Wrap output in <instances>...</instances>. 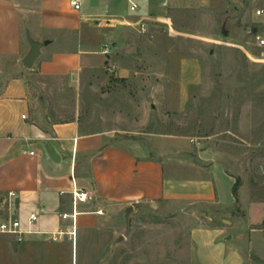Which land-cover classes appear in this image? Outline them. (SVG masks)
Instances as JSON below:
<instances>
[{"label": "rangeland", "instance_id": "rangeland-1", "mask_svg": "<svg viewBox=\"0 0 264 264\" xmlns=\"http://www.w3.org/2000/svg\"><path fill=\"white\" fill-rule=\"evenodd\" d=\"M256 9L264 0H172L168 24L151 23L146 33L116 26L111 42L120 47L96 76H31L42 120L79 117L175 158L222 162L238 181L233 209L162 199L108 207L76 241L18 248L10 240V250L4 240L0 264H199L200 240L199 255L219 264L226 250L200 226L227 229L245 264H264V15Z\"/></svg>", "mask_w": 264, "mask_h": 264}, {"label": "crops", "instance_id": "crops-1", "mask_svg": "<svg viewBox=\"0 0 264 264\" xmlns=\"http://www.w3.org/2000/svg\"><path fill=\"white\" fill-rule=\"evenodd\" d=\"M71 1L0 0V221L18 220L22 231V240L19 235L0 234V246L4 240L10 250V240L19 243L18 248L65 236L76 241L79 230L101 223L104 209L140 200L233 209L239 199L233 193L237 179L222 162H194L180 152L175 158L150 145L149 139L124 137L118 129L94 130L79 117L42 120L35 105L41 98L33 97L31 76L69 83L96 76L120 47L111 42L116 26L133 28L129 21L139 18L171 21L163 13L172 0H78L80 10ZM131 3L137 11L130 10ZM29 39L43 44L31 69L23 65L31 50ZM47 146L54 148L59 162L51 160ZM74 181L91 199L79 204L73 229L71 220L61 215L71 212ZM31 213L37 220L29 224ZM205 229L215 234L213 243L226 250L219 264H245L227 229L200 226L195 231ZM193 245L198 263L207 264L205 254L199 255L205 247L202 241Z\"/></svg>", "mask_w": 264, "mask_h": 264}, {"label": "built area", "instance_id": "built-area-1", "mask_svg": "<svg viewBox=\"0 0 264 264\" xmlns=\"http://www.w3.org/2000/svg\"><path fill=\"white\" fill-rule=\"evenodd\" d=\"M246 1V0H243ZM71 6L74 7L76 10H80L81 3L78 0H72ZM138 6L131 3L130 10L132 12L137 11ZM257 16L264 15V10L259 9L256 11ZM157 22L155 19H149V18H139L137 20H131L129 21V25L133 28H136L141 33H146L149 31L151 23ZM258 39V46L261 48H264V37L263 36H257ZM104 53H108V48L105 47ZM264 57V55L262 56ZM22 118H26V115H22ZM27 153V152H26ZM30 155H34V152H29ZM10 196H14V193L11 192ZM71 199H72V208L70 213H63L61 217L63 219H69L72 222V228L74 229L76 227V219L77 216L80 214L79 211V204L85 203L88 200L91 199L88 192L82 190L75 181L73 182L72 190H71ZM37 220V215L35 213H31L29 215V224H32ZM20 222L18 220L14 219H7L0 221V234H12V235H19L18 239L22 240L20 235L22 234V231L20 229ZM74 233V232H73Z\"/></svg>", "mask_w": 264, "mask_h": 264}, {"label": "water", "instance_id": "water-1", "mask_svg": "<svg viewBox=\"0 0 264 264\" xmlns=\"http://www.w3.org/2000/svg\"><path fill=\"white\" fill-rule=\"evenodd\" d=\"M29 42L31 45V50L27 54V56L23 59V65L26 68L31 69L33 67L35 61L38 59V57L40 55V49H41L43 44L36 42V41H33L32 39H29ZM46 149H47L49 156L53 162H59L60 161L59 155H57V153H55V150L52 146H47ZM228 238L230 239L231 237L228 236Z\"/></svg>", "mask_w": 264, "mask_h": 264}, {"label": "trees", "instance_id": "trees-1", "mask_svg": "<svg viewBox=\"0 0 264 264\" xmlns=\"http://www.w3.org/2000/svg\"><path fill=\"white\" fill-rule=\"evenodd\" d=\"M237 188H238V181L236 180V183H235L234 188H233V193H234L236 198H237Z\"/></svg>", "mask_w": 264, "mask_h": 264}]
</instances>
